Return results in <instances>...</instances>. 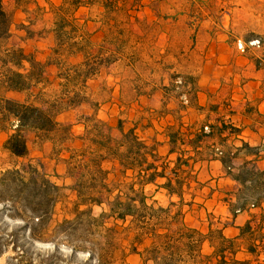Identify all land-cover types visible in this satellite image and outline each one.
Here are the masks:
<instances>
[{
	"label": "rangeland",
	"instance_id": "374dc122",
	"mask_svg": "<svg viewBox=\"0 0 264 264\" xmlns=\"http://www.w3.org/2000/svg\"><path fill=\"white\" fill-rule=\"evenodd\" d=\"M62 4L63 0H4L13 27L9 41L0 43V53L7 44L22 49L30 61L40 63L36 65L45 70L47 84L34 83L24 92L3 91L0 97L44 109L49 108L46 101L57 98L63 67L50 59ZM104 4L106 0H96L77 11L92 33L91 55L99 53L100 58L113 61L90 79L82 95L89 104L58 115L61 127L72 126L65 133L75 144H63V135L67 137L63 133L28 132V155L17 157L5 147L10 133L0 127V199L4 201H0V264H194L200 259L202 264H219L216 257L199 256L200 246L203 254L212 255L220 243L217 233L215 239L206 236V242L199 243L198 233L208 234L211 228L223 229L236 240L232 253L227 252V264L233 257L253 259L248 247L258 243L264 225H260L263 211L252 203L264 195L263 178L247 175L246 186H234L231 172L216 159L238 153L231 136L239 131L229 115L246 114L254 129L264 131V115L257 103L261 97L256 96L260 88L264 90V0H117L119 9L108 14L109 24ZM126 10L145 20L146 34L138 23L128 25ZM102 45L107 49L102 50ZM31 68L26 61L22 70ZM3 71L0 60V74ZM174 110L181 123L170 113ZM119 118L127 129L138 125V134L149 143L159 142L161 155L173 161L191 150L190 139L203 125L225 123L230 138L209 137L200 145L201 159L195 165L190 162L199 181L191 188L185 186L184 201L163 188L161 179L146 185L145 205L132 200L133 172L124 175L119 165L105 161L110 184L104 188L105 203L94 205L90 195L97 191L90 187L91 176H82L81 168L73 169L69 162L73 150L68 147L81 150L89 145L91 151L98 150L92 142L99 139L98 120L115 127ZM169 125L187 132L185 144H172ZM174 148L177 152L170 155ZM46 189L56 200L51 207L42 198ZM25 195H30L29 201L23 199ZM126 202L137 216L118 222L112 210ZM26 203L49 209L42 232L35 230L41 241L30 238L29 227L9 208ZM244 203L248 215L234 211ZM248 218L253 220L255 235L247 231L241 235L240 227Z\"/></svg>",
	"mask_w": 264,
	"mask_h": 264
},
{
	"label": "trees",
	"instance_id": "16d2710c",
	"mask_svg": "<svg viewBox=\"0 0 264 264\" xmlns=\"http://www.w3.org/2000/svg\"><path fill=\"white\" fill-rule=\"evenodd\" d=\"M94 3H96V0H63V4L58 8L59 14L55 23L57 44L51 54L50 61L52 62L51 64H61L63 68H61L58 76L59 79H61V83L59 84L60 93H58L55 100L46 101L49 108L44 109L40 105L22 102L5 95L4 97H0V127L10 133L5 147L14 156L26 157L28 155L29 140L26 135L28 132L36 134H66V131H71L72 126H60L58 115L80 104H89L90 102L85 99V97H82V95L83 92L88 90L90 79L102 71L104 64L113 61L100 58L99 53L98 55H91L90 50L94 46L92 33L88 30L86 22L77 15V11L81 7ZM104 9L106 14L105 22L109 24L111 21H109V19L107 21L108 14H114L119 9L117 0H106ZM141 11V9H136V12ZM126 18L128 25L138 23L142 31L146 34V30L143 27L146 22L145 20H141L139 15H133L131 11L126 10ZM12 27V19L4 8V0H0V43L9 41ZM108 38H110V34L107 36V39ZM7 46L8 47L3 49L0 53L3 56L0 60L4 70L0 74V96L3 91L7 94L9 92L27 91L32 88L34 83L47 84L45 70L43 68H38V65H36L40 64L39 62L34 63L30 61L28 55L22 49L8 44ZM101 47L102 50L107 49L103 45ZM26 61H29L32 65L31 70L27 72L22 70ZM175 110L170 111V113L173 114L178 123H181V117L177 116L179 112ZM213 110L217 111L218 109ZM260 115L263 116V114ZM98 123L99 127L97 131L99 139L92 141L93 144L97 145L98 150L95 149L91 151L89 145H86V147H83L81 150L78 148L73 149L70 145L68 149L73 150V154L69 158V162L72 164L73 169H83L82 176L90 174V180L93 182L90 187L92 190L97 191L94 195H90V200L94 202V205L99 206L105 203L103 197L104 188L108 187L110 184L108 180L111 171L104 168L103 163L105 161H110L119 165L124 175H127L128 171L133 172V182L129 185L130 192L135 194L132 200L145 205L147 202V196L144 194L146 185L156 184L158 180L161 179L163 180L161 185L163 188L171 195L175 194L184 201L185 186L191 188L193 183L198 184L199 181L194 174V166H190V162L193 161L195 165L201 159L200 156H202V153L200 152V145L206 138L215 136V132H218V136H222L226 133L227 128L225 123H221V125H203L194 136L191 137L192 139H190L191 142L189 145L191 150H184L182 152L184 154L178 155L173 161L161 155L158 146L159 142L153 141V143H149V140L138 134V125L127 129L124 120L121 118H119L115 127L110 126L109 123L104 120H98ZM206 127L209 128V131H207ZM168 130L170 132L168 137L173 145L176 146L178 142L185 144L186 131H183L181 127L175 129L172 125H169L167 131ZM114 131H116L118 135L114 133ZM63 142V144H75L76 140L69 135H67V137L63 135ZM244 147L250 149L248 144H244ZM176 152L174 148L170 155ZM192 152H194V155H192ZM232 158L230 154H226L220 157V161L231 172V176L234 180L246 186L245 184L248 181L247 175H254L260 177V179L263 178L264 186V177L261 174L255 175L257 173L254 174L252 170L244 169L239 174H233ZM172 164H174V167L171 166ZM31 180H34V177H32ZM21 182L22 184L24 183L23 178ZM136 184L140 186V189L136 190ZM246 189L249 190L247 187ZM42 192L43 200L48 207H51L56 200L51 198L48 189L42 190ZM111 192H113V190ZM84 196L81 190L79 192V197L82 199ZM23 199L29 201L30 195H25ZM257 201L258 203H252V206L259 207L263 211L261 215L262 222L260 224L262 226L264 225V207L262 206L264 203V195L257 197ZM246 203L242 204L234 211H244L247 206ZM38 206L33 207V204L30 203L21 206L11 204L9 208L19 214L18 216L21 217L20 219L24 221V226L29 227L30 238L41 241L43 237L38 235L35 230L41 231V227L43 225L45 227L44 215L48 213L49 209H41ZM112 213V216L118 222L122 223H125L129 217L135 218L137 216L134 207L129 202L121 203L115 211L114 209L112 210ZM240 230L241 235L243 231L255 235L254 232L256 231L253 220H248L244 227H240ZM214 233H217L216 236L220 243L218 246L213 247V254H203L200 246L199 256L204 259L216 257L219 260V264H227V252L230 251L232 253L236 240L226 236L223 229L212 230L211 228L208 234L198 233L200 235L199 243L203 245L206 242V236L214 238L212 237ZM160 237L161 236H158L159 239ZM139 238L141 239V236H139ZM208 240L211 243L213 242V239ZM257 241L258 243H251L248 247V253L253 256V259L250 257L239 260L233 257L230 263L264 264V261L261 260V256L264 255V233H258ZM260 249H262V251ZM133 250L136 251V247L133 248ZM164 252L168 251L165 250ZM162 257L167 258V255H163ZM194 264H202V259L196 261Z\"/></svg>",
	"mask_w": 264,
	"mask_h": 264
},
{
	"label": "crops",
	"instance_id": "0c3cea01",
	"mask_svg": "<svg viewBox=\"0 0 264 264\" xmlns=\"http://www.w3.org/2000/svg\"><path fill=\"white\" fill-rule=\"evenodd\" d=\"M212 91L213 90H210V92ZM256 96H259L257 98L261 97V99L257 100V103L259 102V109L264 115V90L260 88ZM228 117L230 118V122H235V125L237 126L239 131L237 135L231 136L232 138L231 140L235 139V141H233V144L235 145L238 151L237 155L232 158L233 159L232 173L239 174L242 170L248 169V170H252L254 174L257 173L255 175L261 174L264 177V133H263L264 131L262 133L261 132L259 133L257 129H254L255 128L254 124L251 122V119L246 114L242 113L238 115H231V116L229 115ZM211 124H215V123H211ZM214 135L217 137L230 138L227 133L223 134L222 136H218L216 134ZM244 144L246 145L248 144L250 149L245 147L241 149L240 146L242 145L244 146ZM258 150H260V152H257ZM220 163L222 162L220 161ZM229 177L231 183L234 186L242 185L238 181L234 180L231 174ZM249 184L253 185L254 181L250 180ZM245 211L246 210H244L243 212L247 214V212ZM244 213H242V216H244ZM240 217L241 215L237 217V221ZM247 220H249V218L246 219L245 222H247ZM234 231H236V229Z\"/></svg>",
	"mask_w": 264,
	"mask_h": 264
},
{
	"label": "built area",
	"instance_id": "2783aa9c",
	"mask_svg": "<svg viewBox=\"0 0 264 264\" xmlns=\"http://www.w3.org/2000/svg\"><path fill=\"white\" fill-rule=\"evenodd\" d=\"M206 129L208 130L209 128H208V127H206Z\"/></svg>",
	"mask_w": 264,
	"mask_h": 264
}]
</instances>
